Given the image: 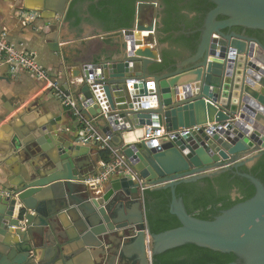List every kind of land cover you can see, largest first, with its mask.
Returning <instances> with one entry per match:
<instances>
[{
	"label": "water",
	"instance_id": "95a60500",
	"mask_svg": "<svg viewBox=\"0 0 264 264\" xmlns=\"http://www.w3.org/2000/svg\"><path fill=\"white\" fill-rule=\"evenodd\" d=\"M22 1L46 20L44 44L61 61L58 27L49 21L63 18L73 0ZM207 1L214 8L198 30L197 48L173 71H151L163 57L156 21L143 18L157 3L139 1L132 27L117 31L119 43L102 49L96 63L76 62L75 82L61 86L66 95L69 85L75 88L81 115L106 122L102 132L112 141L141 135L124 142L123 155L148 190L170 191L169 214L180 226L150 232L144 196L129 174L89 186L86 180L99 172L91 146L72 141L60 119L31 115L41 111L31 104L0 128V264H153L155 256L184 245L233 254L229 264H264V184L238 172L264 155V47L224 33L264 32V0ZM91 86L101 89L106 117ZM153 124L166 134L189 131L146 143L142 131ZM204 125L216 128L191 130ZM224 172L246 179L254 195L212 220L189 215L176 187Z\"/></svg>",
	"mask_w": 264,
	"mask_h": 264
},
{
	"label": "trees",
	"instance_id": "16d2710c",
	"mask_svg": "<svg viewBox=\"0 0 264 264\" xmlns=\"http://www.w3.org/2000/svg\"><path fill=\"white\" fill-rule=\"evenodd\" d=\"M88 1L89 5L84 11V5ZM139 1L155 2L156 0H73L67 11L66 19L74 26L85 22L105 33L117 32L132 27L135 5ZM158 1L166 7V17L162 18L158 29L160 32V36L158 34L159 45L168 42L176 48L162 49L163 62L152 66L151 71L154 73L173 71L177 60L184 59L185 52H195L200 36L198 30L206 14L214 8V5L207 0ZM183 11L186 14H183ZM85 15L87 17H84ZM191 15L192 17L189 18ZM222 19L224 18H218V20ZM196 24L197 29L192 36L186 37L184 34L178 37L173 36L174 32L188 30ZM255 33L264 36L263 31L255 30ZM259 40L264 47V39L259 38ZM99 153L104 163L111 161L108 151ZM238 172L248 173L264 184V155L254 163L250 170L242 167ZM254 193L253 186L246 179L232 172H224L194 183L180 184L175 189V194L182 199L187 213L200 220H212L221 211L250 199ZM170 198L168 189L144 192L146 219L152 234L180 226L177 219L169 214ZM236 259L233 254H223L194 245H184L155 256L153 264H229Z\"/></svg>",
	"mask_w": 264,
	"mask_h": 264
},
{
	"label": "crops",
	"instance_id": "0c3cea01",
	"mask_svg": "<svg viewBox=\"0 0 264 264\" xmlns=\"http://www.w3.org/2000/svg\"><path fill=\"white\" fill-rule=\"evenodd\" d=\"M32 6H34L32 4ZM70 7V5H69ZM66 9L63 18L55 17L54 20L49 21L51 25H57L59 32V44L61 50V61L58 60L55 54L48 51L44 44L43 37L49 34L47 30H44V24L46 20L40 18L35 22L34 27H22L19 23L16 12L19 9L27 10L23 7L22 0H0V32L6 31L8 37L13 43H23L31 54L37 58L39 63L47 72L58 79L61 86L65 83L72 84L75 82L73 78L77 77L79 67L76 62L82 64L96 63L97 59L102 58V49L107 47H114L120 41V36L117 32L105 33L102 30L88 25L83 22L74 26L72 22L67 21L66 14L69 9ZM88 5H84V11H86ZM40 15V14H39ZM84 17H87L85 15ZM146 17V16H145ZM143 18V22L149 24L147 17ZM80 83V79L77 80ZM70 96L78 99L75 95V88L70 87ZM17 104L20 107L13 109ZM33 104L31 107L34 110L38 104L41 107V111H32L31 115L49 119H60V124L65 130V134L68 135L72 141L76 142L78 138L79 126L71 113L61 106L57 98L43 89L42 84L31 74L26 72H19L16 75H11L5 68L0 69V117L7 114L6 119L0 123V128L5 127L9 121L17 117L19 114H23L24 109ZM101 131L107 126L100 117L93 118L91 121ZM16 124L20 125V120L16 119ZM9 129V128H8ZM141 135L129 132L125 134L123 139L114 137V145L118 148H122L124 142H134ZM125 139V141H124ZM120 144H117V141ZM1 142V141H0ZM77 143V142H76ZM88 145L90 144H82ZM94 155V165L99 166V171L102 168L103 161L99 151L94 146H91Z\"/></svg>",
	"mask_w": 264,
	"mask_h": 264
},
{
	"label": "built area",
	"instance_id": "2783aa9c",
	"mask_svg": "<svg viewBox=\"0 0 264 264\" xmlns=\"http://www.w3.org/2000/svg\"><path fill=\"white\" fill-rule=\"evenodd\" d=\"M16 17L22 27L33 28L35 22L39 19V13L31 10L19 9L16 12ZM5 68L11 75H16L19 72H26L34 76L43 86V89L53 94L60 102L61 106L67 109L73 118L76 120L79 131L76 142L79 144H90L99 151H108L110 153L111 161L109 163H102L101 170L93 176H90L86 183L89 186L97 187L113 176L131 175L132 180L139 184V194L144 196V192L149 189L145 186L143 180L136 173L134 168L129 164L123 155V149L118 148L112 141V136L103 133L90 121L86 120L80 111L83 99H75L70 95H66L61 90V83L54 78L52 74L47 72L30 52L26 49L23 43H13L8 37L6 31L0 32V69ZM98 86H91L93 92H97L95 100L101 107L102 115L106 117L108 107L104 106L101 89ZM135 109L141 108L139 105L134 106ZM155 128V129H152ZM216 125H204L202 127H194L192 131L202 129L206 132L214 131ZM188 129H179L177 132L166 134L164 129L159 124H153V127H145L142 131V140L147 142H154L162 137L172 138L174 134L180 136L186 134Z\"/></svg>",
	"mask_w": 264,
	"mask_h": 264
},
{
	"label": "flooded vegetation",
	"instance_id": "af4514ba",
	"mask_svg": "<svg viewBox=\"0 0 264 264\" xmlns=\"http://www.w3.org/2000/svg\"><path fill=\"white\" fill-rule=\"evenodd\" d=\"M155 2L157 3L156 8L154 10H151L146 17H147V21L150 22V23H153V21H156L157 29H156L155 36H156V39L158 40V34L160 36V32H158L159 31L158 29L160 28V23L162 21V18L166 17V15H165L166 14V11H165L166 7L162 6L161 3L158 0H156ZM186 2H188V0ZM183 14H186V13L183 11ZM190 17H192V15L189 16V18ZM196 29H197V24L191 26V28H188V30L176 31V32L173 33V36L174 37H178L180 34H184L186 37H190L196 32ZM250 31H253L254 33L250 32ZM250 31L248 29L247 30H244V29H230L229 31L224 32V33L227 34V33H230V32H235L237 34L246 36L248 38L257 40L261 44L259 38L264 39V36L255 33V30H250ZM160 46H161V51L164 48L165 49H169L171 47H172V49L176 48L175 46L171 45L168 42L163 43Z\"/></svg>",
	"mask_w": 264,
	"mask_h": 264
},
{
	"label": "clouds",
	"instance_id": "9594fccd",
	"mask_svg": "<svg viewBox=\"0 0 264 264\" xmlns=\"http://www.w3.org/2000/svg\"><path fill=\"white\" fill-rule=\"evenodd\" d=\"M40 18V17H39ZM35 58V57H34ZM122 149V148H121ZM98 150V149H97ZM99 151V150H98ZM100 152V151H99ZM104 163V162H103Z\"/></svg>",
	"mask_w": 264,
	"mask_h": 264
},
{
	"label": "rangeland",
	"instance_id": "374dc122",
	"mask_svg": "<svg viewBox=\"0 0 264 264\" xmlns=\"http://www.w3.org/2000/svg\"><path fill=\"white\" fill-rule=\"evenodd\" d=\"M35 59H37V58H35ZM37 61V60H36Z\"/></svg>",
	"mask_w": 264,
	"mask_h": 264
}]
</instances>
